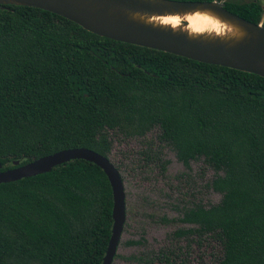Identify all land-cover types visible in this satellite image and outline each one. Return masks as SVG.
<instances>
[{
  "label": "trees",
  "instance_id": "1",
  "mask_svg": "<svg viewBox=\"0 0 264 264\" xmlns=\"http://www.w3.org/2000/svg\"><path fill=\"white\" fill-rule=\"evenodd\" d=\"M223 7L264 28L257 1ZM153 129L186 169L201 158L220 195L216 204L177 210L167 222L189 227L171 239L213 241V264H264V78L98 37L41 9L0 5V171L70 148L108 157V132L133 139ZM111 204L104 174L83 160L1 183L0 264H100ZM185 256L173 244L125 259L184 264Z\"/></svg>",
  "mask_w": 264,
  "mask_h": 264
},
{
  "label": "water",
  "instance_id": "2",
  "mask_svg": "<svg viewBox=\"0 0 264 264\" xmlns=\"http://www.w3.org/2000/svg\"><path fill=\"white\" fill-rule=\"evenodd\" d=\"M0 5L41 9L98 37L264 78V28L227 11L219 1L0 0ZM194 12L215 16L235 33L224 37L190 34L183 29V21L174 28L152 21L157 17ZM74 160H83L99 168L110 187L111 228L100 264H111L125 220V197L121 176L108 157L81 147L63 149L23 165L13 162L12 168L0 171V184L47 173Z\"/></svg>",
  "mask_w": 264,
  "mask_h": 264
},
{
  "label": "rangeland",
  "instance_id": "3",
  "mask_svg": "<svg viewBox=\"0 0 264 264\" xmlns=\"http://www.w3.org/2000/svg\"><path fill=\"white\" fill-rule=\"evenodd\" d=\"M224 1L252 0L219 2ZM253 1L260 3L264 13V0ZM108 135L112 141L108 159L121 176L125 197V220L111 264H135L125 258L155 252L173 244L186 253L184 264H213L219 256L216 243L204 240L196 244L186 239L175 242L171 233L189 225L167 222L179 217L177 210L182 207L191 204L207 207L219 201L220 195L209 188L213 171L201 158L189 162L188 169L183 167L168 147L156 141L154 129L142 138L121 139L112 132ZM154 153L158 154L159 160L145 159L144 154L152 157ZM163 161L166 163L162 170ZM180 259H184L183 254Z\"/></svg>",
  "mask_w": 264,
  "mask_h": 264
},
{
  "label": "bare ground",
  "instance_id": "4",
  "mask_svg": "<svg viewBox=\"0 0 264 264\" xmlns=\"http://www.w3.org/2000/svg\"><path fill=\"white\" fill-rule=\"evenodd\" d=\"M152 21L170 25L173 28L179 26V23L183 21L185 23L183 29L187 30L190 34H208L212 36L224 37L235 33L233 28L206 12L157 17L152 19Z\"/></svg>",
  "mask_w": 264,
  "mask_h": 264
}]
</instances>
